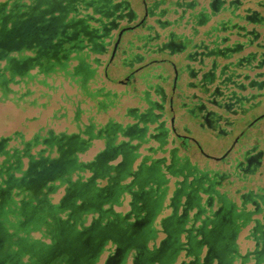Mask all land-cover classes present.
Returning a JSON list of instances; mask_svg holds the SVG:
<instances>
[{
	"label": "trees",
	"instance_id": "16d2710c",
	"mask_svg": "<svg viewBox=\"0 0 264 264\" xmlns=\"http://www.w3.org/2000/svg\"><path fill=\"white\" fill-rule=\"evenodd\" d=\"M78 3L81 2L0 0V88L5 95L10 91L8 84L14 81L16 76L19 77V80H16L18 83L23 82L26 76L32 80L43 74L45 79L39 80V83L48 86L46 78L60 71H66V77L77 78L75 81L81 89L91 94L88 93L87 82L95 70L91 69L87 58L92 53L101 54L106 51L108 42L105 38L110 37V30L117 28L119 33L127 26L119 27L117 19L127 17L125 11L133 10L126 0H100V4L95 8L100 9L102 16H78ZM174 4L182 9V14L174 22L157 21L159 25L165 27L172 23L178 24L184 17L183 13L188 12L185 24L190 26L194 34H197L201 27L204 30L199 41H194L192 37L184 34H172L176 41L170 36L173 42L170 40L166 43L167 46L173 43L174 49L186 51L187 57L194 56L195 58L191 59L200 60V64H203L204 55L210 57L214 66L210 70L213 75L214 68L217 67L216 58L225 59L228 62L220 72L223 76L227 75L224 83L233 81L231 83L239 86L238 80L233 79L241 76L240 73L237 74L239 69L252 71L264 67V31L260 30L264 28V0H210L207 7L201 6L195 0H179ZM148 9L151 8L148 6ZM70 13L73 15L69 16ZM133 13L132 19L136 16L134 11ZM53 15L63 16V25L58 23L57 33L49 40L50 32L47 27ZM91 20L97 25L92 26ZM71 22H77L75 28L67 25ZM141 25L144 24L141 23L137 27ZM64 29L65 33L62 34ZM73 31L78 32L77 38L66 36L72 35ZM182 36L184 37L181 41L179 39ZM86 40L89 41L88 46L83 44ZM72 54L75 56H71ZM72 61H75L73 68L68 70ZM32 69H36V72H30ZM255 75L263 76L264 72H257ZM257 81L253 79L251 84ZM261 84H264V80ZM99 94L100 92L94 93ZM117 133L118 130L112 126L97 133L92 128H86L84 134L88 138L77 134L46 133L26 140L17 133L15 140L19 145L13 146L9 145L10 138H0V264H23V253L46 251V248H41L38 243L16 240V236L9 234L10 228L26 233L45 226L48 229L47 234L55 239L62 236L70 240L72 236H76L77 241L73 240L72 245L65 243L61 250L57 251L65 255L78 252L91 258L101 249L100 237H117L121 248L119 246L113 252L107 264L124 260L130 249L138 247L141 250L143 244L155 238L157 231L153 224L158 210L162 208L165 191L154 190L141 197L135 196L132 212L128 214L130 218L118 216L110 219L106 225H103V222H95L82 230L71 224V220L75 219L78 225L80 217L91 213L88 210L97 207L98 202L107 199L111 203L116 202L126 191L125 187L130 188V185L121 186L118 181L135 174L133 162L137 154L130 144L117 143ZM98 136L105 139V147L92 161L81 160L79 155L86 152L91 146L92 138ZM119 155L124 157L123 162L110 164ZM142 171L143 173L138 171L137 175H134L136 178L131 185L140 184V180L147 176L146 169L143 168ZM147 171L152 174L148 177L155 183L161 182L156 167ZM86 172L92 173L91 177L107 180V184L98 186L91 180H73L75 176ZM61 189L64 191L63 196L54 201L51 195ZM87 196L92 202L88 200L89 203L82 210L78 209L70 214L75 201L78 198L86 199ZM17 197L20 198L19 201ZM139 200L149 209L141 218L138 217L139 207L136 205ZM67 211V219H62L60 215ZM107 217V214L103 216L104 219ZM132 218L135 220H129ZM14 246L18 249L13 250ZM129 246L131 247L128 248ZM141 253L148 258L153 252L146 249ZM49 264L59 263L50 259Z\"/></svg>",
	"mask_w": 264,
	"mask_h": 264
},
{
	"label": "crops",
	"instance_id": "0c3cea01",
	"mask_svg": "<svg viewBox=\"0 0 264 264\" xmlns=\"http://www.w3.org/2000/svg\"><path fill=\"white\" fill-rule=\"evenodd\" d=\"M167 20L158 18L155 22ZM167 26L171 25L161 28ZM172 34L179 35L173 31L161 35L155 24L149 22L142 27L125 31L117 55L111 60L113 65L98 70L97 80L92 79L93 75L89 78L87 90L91 94L85 93L78 85L77 89L82 96L80 100L91 105L97 104L100 107V116L106 117L104 123L96 124L95 114L91 113L88 116L89 121L82 124L81 110L77 109L71 117L75 130L57 131L49 126L46 129L43 126L40 128V131L47 133L77 134L88 138L84 134L86 128H92L97 133L111 126L115 127L118 130L117 143L130 144L136 150L134 175L138 171L143 173L142 169H146L147 176L138 185H131L136 178L134 175L118 181L121 186L130 185V188L125 187L126 191L116 202L111 203L108 199L98 202L97 207L88 210L91 213L80 217L78 225L75 219L71 220V224L79 230L90 227L95 222L106 225L115 217H128L132 212L135 196L141 197L154 190L165 191L162 208L158 210L153 224L157 231L155 238L143 244L141 250L138 247L130 249L126 258L116 264H264V175L258 173V178L252 182L253 174L241 173L238 168L244 150L250 147L251 139L240 138L230 152L231 157L224 159L220 157L229 148L223 139L226 135L217 136L211 129L200 128L199 132H206L205 140L207 139L209 149L215 153L198 150L199 138L194 135L193 129L199 130L197 119L200 114H195V111L187 112L192 109L190 103L184 101L189 96L184 97L182 89L178 87L183 74L182 66L174 60V56L186 51L166 45L172 41ZM183 37L179 40L182 41ZM173 40L176 41L174 38ZM158 41L160 42L157 43ZM184 56L187 58V52ZM92 57L96 64L104 63L97 54ZM112 68H119L125 74V81L117 82L122 87L118 93L103 85L107 77L106 71L110 72L111 69L112 72ZM190 81L186 80L185 84L189 86ZM212 82L213 80L208 84ZM95 92L100 94L94 95ZM192 97L197 98L199 94L195 93ZM118 103L125 107L124 114L123 110L118 109L124 119H116L117 115L112 113L117 111L114 107ZM175 106L181 111H176ZM180 128L186 130L179 132ZM174 129L187 136L185 144L179 145V141L174 140ZM95 141H102V146L91 157L83 158V154L95 147ZM104 147L105 139L94 137L89 149L79 157L83 161H92ZM123 159L119 155L110 164H120ZM152 167L158 169L160 183H155L148 177L152 174L147 170ZM91 176L92 173L86 172L75 176L73 180H91L98 186L107 184V180ZM63 193L61 189L51 196L54 201H58ZM86 199L78 198L70 214L78 209L82 210L89 203L88 200L92 202L89 196ZM17 200L20 198L17 197ZM136 205L139 207V218L149 211L142 200L136 202ZM67 213L68 211L60 217L67 219ZM105 214L108 215L106 219L103 218ZM15 219L22 218H13ZM129 220L134 221L135 218ZM47 232L45 226L26 233L15 228L9 229V234L16 236V240H28L33 244L38 243L43 249L46 248L44 252L23 253V264H49L50 259L57 260L59 264H107L113 252L119 246L121 248L117 237H100L101 249L94 258L78 252L65 255L57 250H61L65 243L72 245L73 240L77 241L76 236H72L70 240L62 236L55 239ZM17 249L16 246L13 247V250ZM146 249L153 252L148 258L141 253Z\"/></svg>",
	"mask_w": 264,
	"mask_h": 264
},
{
	"label": "rangeland",
	"instance_id": "374dc122",
	"mask_svg": "<svg viewBox=\"0 0 264 264\" xmlns=\"http://www.w3.org/2000/svg\"><path fill=\"white\" fill-rule=\"evenodd\" d=\"M81 2L79 4V13L78 16H84L86 14H91L94 18H99L102 16L100 9L95 8L98 7L100 4V0H77ZM132 10L135 12L136 16L133 20L129 21L128 17H124L122 19H117L119 22L118 26H128L134 25L138 23V21L144 18V11L146 5L149 6L151 9L148 16L145 17V24L149 22L151 24H155V27L161 35H164L166 32L173 31L179 35L185 34L193 38L194 41H199L201 38V33L204 30L203 27L200 28V31L197 34H194L192 29L189 25H186V19L188 18V12L184 14V17L180 20L178 24L172 23L171 26H167L166 28L162 29L161 26L155 22L156 19H168L171 22H174L179 16L182 14V9L177 7L174 2L179 0H126ZM181 1H189V0H181ZM200 3V5L208 6L210 0H195ZM87 3L88 5H85ZM199 8V7H197ZM126 12V11H125ZM73 13H70L69 16H72ZM160 15V16H159ZM92 26H96V22L90 21ZM143 25H141L142 27ZM251 25H249L250 27ZM259 28V27H258ZM261 31H264V28H260ZM118 29H111L110 30V37L105 38L107 43L106 46V53L105 54H97L102 58L103 64L99 63L96 64L93 61L94 53H92L88 58L87 61L90 63L91 69H94L93 80H97V73L98 70L101 71L107 65L109 66L113 61H111V54L113 51V46L116 42ZM163 37V36H162ZM161 37V38H162ZM158 41L157 43H159ZM89 41L86 40L83 44L88 46ZM254 49V48H252ZM249 50V49H248ZM185 53H181V55L174 56L175 61L180 63L182 66V76L180 80V84L178 87L182 89L183 96L189 98H185L184 101H188L190 103V107L194 109V105L200 103L201 100H204L208 94L214 93L217 86L219 89L223 91V93H236L238 96H243V102L241 105L244 107L245 111H240L239 106L235 105V111L231 110H224L216 108L211 104H207L209 108L215 109L223 116L227 117L229 120L233 121V125L231 127H227V130L230 132L223 137L225 139V144L227 146H231L235 137L241 132V130L255 117L262 113H264V84H261L264 80L263 76H256L257 72H264V67L255 70H248V69H239L237 74L240 73V77H234V80H238L239 86L233 84L228 81L225 82V78L227 75L221 74V68L227 64L228 61L222 59L221 57L216 58L217 67L214 68L215 74L213 75V82L211 84H206L207 89L204 87H193L187 86L185 84L186 80H191V82L198 83V78H192L188 76L185 72L184 67L188 64L190 67H193L194 70H198L199 67L202 66V71H210L212 70L213 64L212 59L208 56H203L202 63L200 64V60H192L189 57H185ZM117 55V53H116ZM71 56H75L72 54ZM157 57H161V55H155ZM202 57V56H201ZM101 61V62H102ZM75 61L71 62L70 67L68 70L73 68V64ZM113 64L110 65V67ZM109 67V68H110ZM112 72L106 71L107 77L103 81V85L105 88L111 89L115 92H121V86L118 83L125 81V74L119 71V68L113 69ZM114 70L116 72H114ZM32 73L36 72V69H32L30 71ZM66 71H60L49 75L46 80L48 82V86L40 84L39 80L45 79L43 74H40L37 79L29 78L26 76L23 82H16L19 80V77H14V81H11L8 86L10 91L5 95L0 88V138H10L9 145H19L17 140H15V135L19 133L21 136H24L26 140L33 138L35 135H45L47 132L40 131V128L53 127L57 131L66 130L67 132L71 130H75L74 124L71 122V117L74 115L77 109L81 110L80 113V122L82 124L87 123L88 116L91 113L95 114L94 122L96 124H102L106 121V117L100 116L101 113L99 112L100 107L97 104H89L82 102L81 95L78 91V83L75 81L76 79L73 77H66L64 75ZM221 74V75H220ZM216 75V77H215ZM247 76H250L247 78ZM258 80L257 83L251 84L252 80ZM114 81V82H113ZM121 81V82H120ZM118 82V83H117ZM101 84V83H99ZM120 90V91H119ZM185 92H194L185 94ZM199 94V97L193 98L194 94ZM220 98V96H219ZM112 100V98H111ZM108 101V100H107ZM192 105V106H191ZM23 107V108H22ZM124 108L121 107L118 103L114 109L117 111H112V113L116 114V119H124L125 117L120 116L118 109L123 110ZM175 108H177L175 106ZM189 108V106L187 107ZM24 109V110H23ZM175 110V109H174ZM176 111H181L180 108H177ZM195 114H197V110H195ZM57 116V117H54ZM114 118V117H113ZM187 123V121H186ZM202 130V129H201ZM207 130V129H206ZM205 130V131H206ZM197 129H193V133L196 137L199 138V149L198 150H206L208 153L212 154L215 153L213 150L209 149L207 139L205 140V133L206 132H199ZM204 131V130H203ZM232 131V132H231ZM179 132H184L182 128H180ZM245 139H251L252 144L258 143L260 147H264V117L259 119L256 124L249 128L246 134L243 136ZM202 139V140H200ZM258 140V141H256ZM155 144V143H151ZM179 144V142H177ZM180 145V144H179ZM102 146V141H95V147L92 148L88 153L82 155L83 158H89ZM169 146V144H168ZM234 149V148H233ZM232 149V150H233ZM231 150V151H232ZM229 157H231V153L229 152ZM258 173H254L252 175V182L256 181ZM250 178V177H249Z\"/></svg>",
	"mask_w": 264,
	"mask_h": 264
},
{
	"label": "flooded vegetation",
	"instance_id": "af4514ba",
	"mask_svg": "<svg viewBox=\"0 0 264 264\" xmlns=\"http://www.w3.org/2000/svg\"><path fill=\"white\" fill-rule=\"evenodd\" d=\"M149 13H150V10L148 9V6L146 5L144 16H148ZM125 14L127 15L128 18H130L129 21L134 16L133 11H129V10L126 11ZM62 17H60V15H53V17L51 18V22L48 24L49 26L47 27V30L50 32L49 40H51L53 38V35L57 33V28H58L57 26H59L58 23L60 22V26L63 25ZM76 23L77 22H73V23L71 22V23H68L67 25H70L73 28H75ZM65 30L66 29H64L61 33L64 34ZM77 33H78L77 31H73L72 35L70 36L66 34L65 35L68 36L69 38L70 37L77 38ZM169 46L174 48L173 43H171ZM189 58H195V57L192 55H189ZM202 69H203L202 67H199L198 70H194L193 67H190L188 64L185 65L184 70L188 74V76L199 79L198 83H195V82L193 83L190 81L188 84L189 86L204 87L205 89H207L206 84H208V82L212 80L213 72L210 71L208 73H205L202 71ZM241 102H243V96H238L235 92L232 94L223 93V91L219 89V86H217L214 93L208 94L204 100H201L200 103L194 105V109L197 110L200 114L199 118L197 119L198 127L201 129H211L215 132L217 136L227 135L230 132V130H227V127H231L234 122L229 120L227 117L223 116V114H221L217 110L208 108L207 104H211L212 106H215L216 108H219V109L231 110V111H235L234 107L235 105H237L239 106L240 111H245L244 107L241 105ZM194 109H188L187 112L193 113ZM256 117L257 116H255L252 120H254ZM256 122L251 127H253L256 124ZM183 130H186V129H183ZM246 132L244 134H246ZM174 134H175L174 140L175 139L178 140L181 145L186 143V137H187L186 135L179 133L175 129H174ZM244 134L240 138H242ZM228 156H229V153L226 155V157ZM238 168L240 169L241 173H245V174L261 173L264 175V147H260L258 143H255V144H252V146L245 149L242 154V159L238 163Z\"/></svg>",
	"mask_w": 264,
	"mask_h": 264
},
{
	"label": "water",
	"instance_id": "95a60500",
	"mask_svg": "<svg viewBox=\"0 0 264 264\" xmlns=\"http://www.w3.org/2000/svg\"><path fill=\"white\" fill-rule=\"evenodd\" d=\"M145 17L146 16H144V18L140 21V22H138V23H136V24H134V25H128V26H126V27H124V28H122L121 30H120V32L118 33V37H117V40H116V42H115V44H114V47H113V51H112V54H111V60L114 58V56H115V54H116V52H117V50H118V46H119V44H120V41H121V38H122V35H123V33L126 31V30H129V29H132V28H135V27H137V26H139L144 20H145ZM262 117H264V113L263 114H261V115H259V116H257L254 120H252L245 128H243L242 130H241V132L235 137V139H234V141H233V143H232V145L230 146V148L224 153V155L223 156H221L220 158H225L226 157V155L235 147V145H236V143L238 142V140L240 139V137L249 129V127H251L256 121H258L259 119H261Z\"/></svg>",
	"mask_w": 264,
	"mask_h": 264
}]
</instances>
